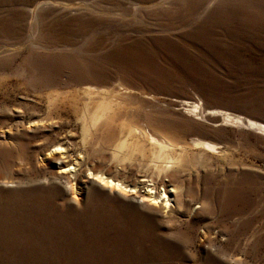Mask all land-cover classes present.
Segmentation results:
<instances>
[{
  "label": "rangeland",
  "instance_id": "1",
  "mask_svg": "<svg viewBox=\"0 0 264 264\" xmlns=\"http://www.w3.org/2000/svg\"><path fill=\"white\" fill-rule=\"evenodd\" d=\"M87 84L227 156L117 167L102 132L83 148L75 109H48ZM180 98L264 119V0H0V264H264V136L190 121Z\"/></svg>",
  "mask_w": 264,
  "mask_h": 264
},
{
  "label": "bare ground",
  "instance_id": "2",
  "mask_svg": "<svg viewBox=\"0 0 264 264\" xmlns=\"http://www.w3.org/2000/svg\"><path fill=\"white\" fill-rule=\"evenodd\" d=\"M73 5L77 7L81 6L80 3ZM39 8L40 5H37L32 9V12L34 13ZM123 96L125 95H113L106 89L87 84L72 92H65L64 94L55 93L48 101V109L53 111L55 108L64 106L75 109L78 113L77 119L81 122L83 148L85 143H88L89 138H93L94 135L102 132L103 135H101L102 138H100L101 144H99V142H97V144L102 145V147L112 152L113 159H115V162L117 161V167H119V164L122 162H124L122 164H125V162L129 163L136 160L139 162V166L145 167L146 171L152 173L157 179L166 177L174 167L186 164L190 166L201 164L205 162L204 159L207 155H211V157L227 156L228 151L220 144L207 140L208 138L203 139L193 136L190 140H185L180 135L168 132L164 130V127L162 128L157 124L150 122L146 124L142 122L136 114L124 112L123 108L126 106L123 105L124 101L120 100ZM178 102H180L181 107H179L177 111L190 121L196 123L209 122L213 130L244 128V130L254 131L256 135L264 136V119L259 116H245L226 108H206L201 100L194 101L180 98ZM116 130H118V135L116 134ZM61 147L59 143L53 145L52 148L54 151H52L50 155L53 158H60L63 155ZM47 150H50V148ZM56 152L59 153L56 154ZM88 169V171H92L90 175H93L110 191L128 194L130 192L129 190H132L125 185V180L119 179L120 177H106L96 168ZM156 184L158 185L161 183ZM70 190L75 197L76 190L73 185H71ZM165 191L163 192V190H160L157 194H154V189L151 188L150 191L144 195L148 201H155V199L157 201V199L167 193ZM165 200L166 204L159 207L167 210L168 200ZM156 203H158V201ZM208 230L209 228L205 229L207 233H209ZM221 233L222 232H220V234ZM212 240L211 237H208L206 243ZM212 255H214V253ZM213 260L216 259L214 258ZM235 263L243 264L240 256H237Z\"/></svg>",
  "mask_w": 264,
  "mask_h": 264
}]
</instances>
